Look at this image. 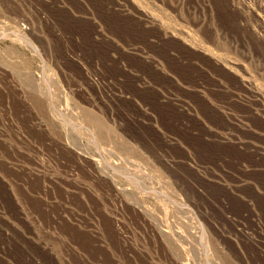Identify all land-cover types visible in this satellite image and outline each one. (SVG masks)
Returning a JSON list of instances; mask_svg holds the SVG:
<instances>
[{
	"label": "rangeland",
	"instance_id": "374dc122",
	"mask_svg": "<svg viewBox=\"0 0 264 264\" xmlns=\"http://www.w3.org/2000/svg\"><path fill=\"white\" fill-rule=\"evenodd\" d=\"M0 264H264V0H0Z\"/></svg>",
	"mask_w": 264,
	"mask_h": 264
},
{
	"label": "bare ground",
	"instance_id": "6f19581e",
	"mask_svg": "<svg viewBox=\"0 0 264 264\" xmlns=\"http://www.w3.org/2000/svg\"><path fill=\"white\" fill-rule=\"evenodd\" d=\"M257 155V154H256Z\"/></svg>",
	"mask_w": 264,
	"mask_h": 264
}]
</instances>
